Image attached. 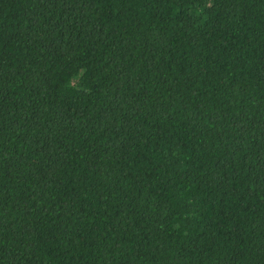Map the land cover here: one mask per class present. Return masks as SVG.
<instances>
[{
    "label": "trees",
    "instance_id": "trees-1",
    "mask_svg": "<svg viewBox=\"0 0 264 264\" xmlns=\"http://www.w3.org/2000/svg\"><path fill=\"white\" fill-rule=\"evenodd\" d=\"M0 264H264V0H0Z\"/></svg>",
    "mask_w": 264,
    "mask_h": 264
}]
</instances>
